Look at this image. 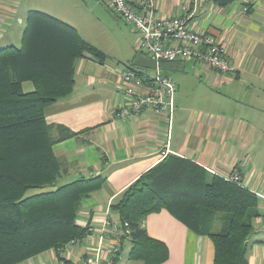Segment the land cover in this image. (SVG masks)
I'll return each mask as SVG.
<instances>
[{
	"label": "crops",
	"instance_id": "crops-1",
	"mask_svg": "<svg viewBox=\"0 0 264 264\" xmlns=\"http://www.w3.org/2000/svg\"><path fill=\"white\" fill-rule=\"evenodd\" d=\"M35 2L50 12L34 10ZM56 2L0 0V49L20 46L28 13L41 11L73 26L83 41L106 56L102 63L88 56L78 59L71 94L45 109V120L55 141L53 152L60 166L55 187L81 179L104 181L100 190L82 200L78 225L94 228L97 233L107 207L167 156L174 155L209 172H240L244 185L260 203V214L253 220L254 233L248 242V264H264V0H153L158 16L188 17L190 28L221 41L235 66L232 75H222L191 61L162 64L166 76L191 71L210 86L225 91L224 95L215 93L216 98L213 95L217 106L206 108L213 111L209 114L199 111L197 103L195 107L182 98L181 86L175 83L171 130L150 110L130 119L116 117L118 108L128 100L123 91L122 70L110 63L107 50L85 39L69 18L61 12H55L61 13L59 16L51 12L58 11ZM114 17L113 26L128 35L135 53L141 36L129 25L132 32L120 27L119 19ZM137 56H131L132 61ZM34 89L32 82L23 84L26 93ZM112 217L119 220L114 213ZM219 218L213 224V233L227 229L226 218ZM216 224H220L219 230ZM143 226L149 237L168 248V259L162 264H213L212 241L189 230L169 211L163 209L149 215ZM127 243V256L122 262L118 257L116 264H144L128 259L132 244L127 239L123 240L120 255ZM87 246H92L91 241L63 254L51 250L19 264L76 263ZM44 254H48L47 259L41 257Z\"/></svg>",
	"mask_w": 264,
	"mask_h": 264
},
{
	"label": "trees",
	"instance_id": "trees-1",
	"mask_svg": "<svg viewBox=\"0 0 264 264\" xmlns=\"http://www.w3.org/2000/svg\"><path fill=\"white\" fill-rule=\"evenodd\" d=\"M106 56L83 41L77 30L41 11H30L20 46L0 49V264H19L83 237L78 225L83 199L104 184L81 179L55 187L60 166L45 109L71 94L75 63ZM25 82L34 91L23 90ZM259 198L246 186L226 181L198 164L174 155L132 184L111 206L128 225V259L162 264L166 245L149 237L145 219L163 209L213 243V264H248ZM218 215L228 226L213 233ZM118 258L115 259L114 264Z\"/></svg>",
	"mask_w": 264,
	"mask_h": 264
},
{
	"label": "built area",
	"instance_id": "built-area-1",
	"mask_svg": "<svg viewBox=\"0 0 264 264\" xmlns=\"http://www.w3.org/2000/svg\"><path fill=\"white\" fill-rule=\"evenodd\" d=\"M99 1L141 36L138 50L157 64L155 70L135 67L121 71L123 91L128 100L116 111L117 118L130 119L150 110L166 121L171 130L177 85L171 77L162 73V64L191 61L204 64L222 75L235 72V66L222 42L190 28L188 17H160L153 0H144L138 5L133 0ZM210 173L245 186L239 171ZM95 232L96 229L88 228L83 237L72 239L57 252L63 254L91 241L92 246L85 248L83 257L71 264H114L120 255L123 240L129 234L128 225L115 220L109 206L101 227ZM95 237L96 241H93Z\"/></svg>",
	"mask_w": 264,
	"mask_h": 264
},
{
	"label": "rangeland",
	"instance_id": "rangeland-1",
	"mask_svg": "<svg viewBox=\"0 0 264 264\" xmlns=\"http://www.w3.org/2000/svg\"><path fill=\"white\" fill-rule=\"evenodd\" d=\"M34 10H41L44 12H50L49 9L43 7V5H36L32 3ZM56 10L51 11L61 12L71 20V22L77 26L81 35L88 40H91L96 46H100L109 52V60L120 70L129 68H135L133 66V55L144 56L138 49L135 53H132V42H130L128 35L121 30L116 29L113 25L115 21L114 14L109 11L108 6L98 0H57ZM55 13V14H61ZM59 16V15H58ZM120 27H124L131 31L128 25L119 19ZM133 54V55H131ZM152 71H149L151 73ZM171 79L181 86L182 98L187 99L188 103H192L196 107V103L199 107V111L207 112L206 108H214V104L217 106L215 93H221L224 95L225 91H221L219 88H215L206 83V80L199 79V75L187 71L186 73L179 75L178 72H172ZM222 89V88H221ZM215 95V98H213ZM195 100H194V99ZM213 111L209 109L208 113ZM223 217V215H218ZM217 221V220H216ZM219 222V220H218ZM217 222V223H218ZM218 230L220 224L215 225ZM216 228V230H217ZM214 230V229H213ZM214 230V232L216 231ZM129 245L125 246L124 251L121 253L120 261L122 262L128 254ZM48 254H44V259H47ZM55 264V263H53Z\"/></svg>",
	"mask_w": 264,
	"mask_h": 264
},
{
	"label": "water",
	"instance_id": "water-1",
	"mask_svg": "<svg viewBox=\"0 0 264 264\" xmlns=\"http://www.w3.org/2000/svg\"><path fill=\"white\" fill-rule=\"evenodd\" d=\"M132 64L134 67L147 70H155L157 68L156 62L145 56H137Z\"/></svg>",
	"mask_w": 264,
	"mask_h": 264
}]
</instances>
